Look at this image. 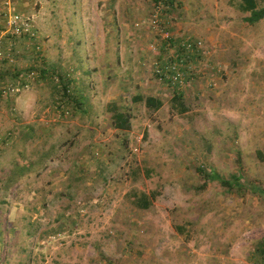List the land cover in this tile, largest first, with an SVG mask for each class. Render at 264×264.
<instances>
[{"label": "rangeland", "instance_id": "obj_1", "mask_svg": "<svg viewBox=\"0 0 264 264\" xmlns=\"http://www.w3.org/2000/svg\"><path fill=\"white\" fill-rule=\"evenodd\" d=\"M238 3L0 0L35 34L0 44V264H264V18Z\"/></svg>", "mask_w": 264, "mask_h": 264}, {"label": "trees", "instance_id": "obj_2", "mask_svg": "<svg viewBox=\"0 0 264 264\" xmlns=\"http://www.w3.org/2000/svg\"><path fill=\"white\" fill-rule=\"evenodd\" d=\"M238 10L241 12H247L248 16L244 19L249 24H253L260 19L264 18V6L258 7L257 0H239ZM177 99H180L178 94H175ZM133 101H144V105L147 108L158 109L162 105V101L154 96H134L132 98ZM112 125L116 129L127 130L130 128L129 116L125 112L115 111L111 115ZM203 175H205L206 180H216L220 182L222 185L227 186L228 188H235L236 190H248L249 188H245L240 184V176L239 174H233L231 179L223 178L219 173L215 171L205 172V170H199ZM149 205V199L144 197L141 203L138 204L139 207L147 208Z\"/></svg>", "mask_w": 264, "mask_h": 264}, {"label": "built area", "instance_id": "obj_3", "mask_svg": "<svg viewBox=\"0 0 264 264\" xmlns=\"http://www.w3.org/2000/svg\"><path fill=\"white\" fill-rule=\"evenodd\" d=\"M6 4H9V1H6ZM11 33L14 35H23L28 36V39L35 38V34L33 31V28L28 20V18H24L20 16L17 13H12L7 16L6 18V26L4 30L0 31V44H1V38L4 34ZM181 76L177 74V76L174 77L175 80L179 83ZM18 91V88H15L13 86L5 85L3 82L0 81V96H5L10 93Z\"/></svg>", "mask_w": 264, "mask_h": 264}]
</instances>
